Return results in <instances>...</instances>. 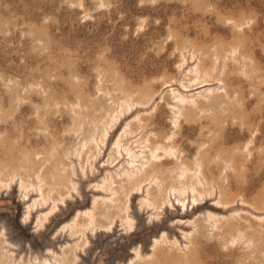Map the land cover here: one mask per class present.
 Masks as SVG:
<instances>
[{
  "label": "rangeland",
  "instance_id": "374dc122",
  "mask_svg": "<svg viewBox=\"0 0 264 264\" xmlns=\"http://www.w3.org/2000/svg\"><path fill=\"white\" fill-rule=\"evenodd\" d=\"M0 264H264V0H0Z\"/></svg>",
  "mask_w": 264,
  "mask_h": 264
},
{
  "label": "bare ground",
  "instance_id": "6f19581e",
  "mask_svg": "<svg viewBox=\"0 0 264 264\" xmlns=\"http://www.w3.org/2000/svg\"><path fill=\"white\" fill-rule=\"evenodd\" d=\"M142 127V126H141ZM125 131V130H124ZM134 132V131H133ZM124 134V133H123ZM120 136V135H119ZM118 139V138H117ZM116 143H118V140H117V142ZM116 143H115V145H116ZM117 146V145H116ZM117 148V147H116ZM117 150V149H116ZM152 152V151H151ZM151 155L154 157V158H156L157 157V154H155V150H154V153L152 154L151 153ZM133 157H134V155H133ZM158 158V157H157ZM136 173V172H135ZM133 175V174H132ZM133 176H135V175H133Z\"/></svg>",
  "mask_w": 264,
  "mask_h": 264
}]
</instances>
